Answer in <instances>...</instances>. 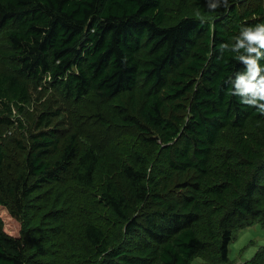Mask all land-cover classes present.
<instances>
[{
  "label": "trees",
  "instance_id": "16d2710c",
  "mask_svg": "<svg viewBox=\"0 0 264 264\" xmlns=\"http://www.w3.org/2000/svg\"><path fill=\"white\" fill-rule=\"evenodd\" d=\"M165 4L0 0V124L30 102L31 80L50 79L75 102L96 98L103 131L102 147L74 133L55 154V129L32 134L17 143L21 169L0 142V264H31L6 222L13 205L19 215L25 198L64 179L77 196L67 213L46 216L70 237L71 212L95 264H231L236 233L264 224V115L228 94L225 80L244 65L219 49L240 23L264 20V4L237 0L219 17L175 20ZM92 208L113 219L97 221ZM234 264H264V248Z\"/></svg>",
  "mask_w": 264,
  "mask_h": 264
},
{
  "label": "rangeland",
  "instance_id": "374dc122",
  "mask_svg": "<svg viewBox=\"0 0 264 264\" xmlns=\"http://www.w3.org/2000/svg\"><path fill=\"white\" fill-rule=\"evenodd\" d=\"M237 0H230L228 7L223 6L210 10L204 6V0H170L169 5L165 4V9L172 20L179 19L183 15H192L198 18L211 19L225 15L228 9ZM239 1V0H238ZM246 3H262L264 0H242ZM185 13V14H184ZM199 13V14H198ZM3 58L0 57V72L5 70ZM30 85V102L21 106L14 107L12 113L13 124H0V142L7 144L6 158L9 164L14 167L22 168L26 151L17 147V143L30 144L32 134H37L41 130L55 129L59 136V147L67 142L69 135L77 133L82 136L88 144L94 142L96 147L103 145V131L94 129L98 125L93 113L95 107L99 106V101L91 97L75 102L71 98L64 96L60 88L53 85L50 79L33 82ZM52 118L50 127L39 125L42 117ZM128 135L121 136L123 141H127ZM108 139L109 136H106ZM102 139V140H101ZM109 140V139H108ZM7 162V163H8ZM11 175V173L9 174ZM67 179L63 181L43 186L41 191H34L23 200L22 212L18 215V207L14 206L15 217L8 216L7 224L10 232L19 234L25 245L28 247V253L31 255V264H95L89 249L83 246V240L77 236L80 222L70 214L72 223L69 226V236L56 235L53 233L56 226L51 227L52 220L47 218L46 214L54 208L62 214L67 213L71 198L77 196L72 193V186ZM75 190L79 188L74 187ZM49 190V202L42 198V192ZM96 197V196H95ZM70 198V199H69ZM80 203L82 201H74ZM11 204V203H9ZM78 209L88 210L84 202L80 203ZM18 211V212H17ZM69 212V211H68ZM25 214V215H24ZM92 214L97 221L103 220L110 222L113 216L105 209L92 208ZM67 215V214H66ZM58 228V227H57ZM118 231V233H120ZM85 241V240H84ZM36 245L38 248L36 249ZM264 248V224L256 223L248 226L236 233L235 240L229 246V257L231 264L241 260L242 262L250 259L258 250ZM192 264H207L200 257L193 259Z\"/></svg>",
  "mask_w": 264,
  "mask_h": 264
},
{
  "label": "clouds",
  "instance_id": "9594fccd",
  "mask_svg": "<svg viewBox=\"0 0 264 264\" xmlns=\"http://www.w3.org/2000/svg\"><path fill=\"white\" fill-rule=\"evenodd\" d=\"M230 0H204L207 9L228 7ZM199 14V13H198ZM221 52L228 51L235 60L243 62V69L236 70L225 80L230 84L227 92L243 105L255 106L264 115V20L240 23L231 42L222 41Z\"/></svg>",
  "mask_w": 264,
  "mask_h": 264
}]
</instances>
